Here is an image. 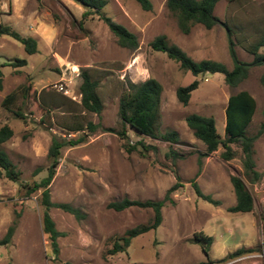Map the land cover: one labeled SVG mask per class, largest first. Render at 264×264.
Wrapping results in <instances>:
<instances>
[{
	"label": "rangeland",
	"instance_id": "obj_1",
	"mask_svg": "<svg viewBox=\"0 0 264 264\" xmlns=\"http://www.w3.org/2000/svg\"><path fill=\"white\" fill-rule=\"evenodd\" d=\"M151 1L152 9L148 11L135 0H107L102 8L106 15L137 35L139 45L130 50L117 44L113 33L96 15L82 19L84 7L75 0H0V23L37 42V51L28 54L18 41L0 36V125L8 124L13 129L2 147L23 182L31 184L44 176L53 136L80 134H68L69 127L92 121L120 130L118 99L129 80L140 82L152 76L161 83L157 131L178 133V141L169 143L138 136L129 127L126 138L98 128L84 142L61 148L49 184L51 199L69 202L85 216L77 219L59 208L49 210L57 229L65 233L58 238L59 260L53 258L42 229L39 191L25 195L17 182L0 177V239L17 219L10 240L0 244V264H264V132L254 142L256 169L262 173L256 182H249L244 175L237 145H231L237 154L228 160L220 156L221 146L202 157L196 181L203 193L218 200V204H213L196 196L189 183L198 168L197 152L204 151L205 145L184 120L192 112L212 115L217 131L223 135L228 96L247 90L256 101L247 132L255 133L264 122V85L260 82L264 65H251L248 76L236 87H230L221 73L193 75L149 45L156 35L165 34L169 42L194 60L214 59L231 68L222 25L228 20L230 25L235 24L230 37L238 58L250 62L252 55L243 44L264 32V0H217L213 14L219 22L210 29L195 24L188 34L179 31L165 0ZM237 35L245 37V42L238 43ZM259 51L264 53V46ZM17 58L26 59V64L6 65ZM80 68L88 69L99 81L98 93L103 103L99 114L80 105ZM193 80L198 81L197 87L184 105L176 98V87ZM63 81L76 99L58 89ZM25 86L28 89L24 95ZM10 92L15 96L11 110L3 106V99ZM15 109L25 118L15 116ZM126 143L135 148L127 151ZM170 149L180 157L173 159ZM175 173L184 185L170 192L173 202L166 200L161 207L159 226L133 237L125 251L109 253L114 236L148 222L153 211L136 206L116 211L107 203L123 197L161 199L175 182ZM232 174L240 175L250 191L252 211L227 210L235 202L229 180ZM197 231L213 237L209 247L211 260L221 259L240 246L257 250L208 262L201 245L192 240Z\"/></svg>",
	"mask_w": 264,
	"mask_h": 264
},
{
	"label": "trees",
	"instance_id": "obj_2",
	"mask_svg": "<svg viewBox=\"0 0 264 264\" xmlns=\"http://www.w3.org/2000/svg\"><path fill=\"white\" fill-rule=\"evenodd\" d=\"M84 7L82 19L88 16L96 15L100 18L115 36L116 42L122 47L134 50L139 45L137 35L130 31L123 24L116 22L110 16L106 15L102 8L107 0H75ZM143 10L152 9L151 0H135ZM217 0H165L164 4L167 10L175 17L179 31L183 34H188L195 24H200L206 29L212 28L218 18L213 14V7ZM222 25L225 29L228 41V54L232 62L231 68L218 60L201 59L194 60L181 47L173 42H169L165 34L156 35L149 45L153 50L164 52L167 57L178 62L179 66L190 71L193 75L203 73L219 72L223 75L224 83L230 87H236L241 83L249 73L251 65H264V53L259 51L261 46H264V32L255 36V38L243 44L244 49L252 55V60L246 62L240 60L231 40V33L235 24L229 21H223ZM237 30H242L241 26ZM7 35L23 45L26 53L32 54L37 51L36 39L32 36H24L8 24L0 23V36ZM238 43L245 42V37L235 36ZM26 64V59H15L6 65L21 66ZM81 82L79 84V93L81 94L80 105L86 111L99 114L102 110L103 103L98 93L99 81L86 68H80ZM260 82L264 85V72L260 76ZM198 81L193 80L186 85L176 87V98L186 105L191 97V92L197 87ZM28 86L24 87V95ZM163 87L154 77L150 76L140 82H127V88L124 90L118 99V115L121 119V129L115 130L110 127H102L98 123L87 121L86 123H78L75 126L68 128L69 133L80 132V134L67 138H58L53 136L48 146L47 159L48 165L45 169V174L37 181L32 183L23 182L21 173L11 161L8 154L2 147V143L8 140L13 129L8 124L0 125V177H6L14 182H17L23 189L25 195H30L39 191V204L43 207L42 211V229L47 234L53 258L59 260V244L58 238L65 233L57 229L49 210L52 207L59 208L65 212L72 214L75 218L80 219L85 214L76 206L64 201H54L51 199L49 184L55 174L56 167L59 163L61 148L64 145H76L84 142L87 137L102 128L105 131H114L121 138H126L127 129L129 127L138 136H148L150 138H160L169 143L178 141V133L174 130L159 133L158 121L160 118V101ZM14 92L8 93L3 99V106L11 110L14 103ZM256 101L247 90H239L232 93L227 98L225 106V125L224 134L221 135L215 126V119L212 115H202L196 112L189 113L184 120L187 126L192 130L193 135L205 145L204 151L197 152V171L195 177L189 180L191 187L196 196L207 200L213 204H218V200L213 199L209 194L203 193L199 184L196 181V176L199 175L202 168V157L208 156L211 152L222 147L220 156L228 160L234 157L237 152L232 149L231 145H237L241 150V162L243 173L247 180L251 183L258 181L262 173L256 169L255 161V140L264 132V122H261L255 133L249 134L247 128L252 121L255 113ZM15 116L25 118L23 113L15 109ZM264 115V109H263ZM141 143V142H138ZM142 144V143H141ZM134 144H125V149L131 151L134 149ZM171 157H180L173 149L169 150ZM36 171H39L36 170ZM175 182L169 187L161 199H131L123 197L119 200H113L107 203L108 208L116 211L136 206L140 208H151L153 211L152 218L146 222L137 224L126 229L123 234L112 238V247L108 250L109 253L125 251L131 239L141 233L151 229H156L162 221L161 207L168 200L173 202L170 197V192L182 187L184 184L180 181V176L175 173ZM233 192L235 195V203L228 206L230 212H250L253 209V197L247 189L244 180L240 175H230ZM18 216V215H17ZM14 219L12 224L7 228L6 233L0 239V244L7 243L14 231L16 225ZM192 240L201 245L202 251L208 262H220L227 258L236 257L244 253L253 252L257 247L240 246L234 251L228 253L225 257L218 260H211L209 257V247L213 241L211 235L205 234L202 231L194 232Z\"/></svg>",
	"mask_w": 264,
	"mask_h": 264
},
{
	"label": "built area",
	"instance_id": "obj_3",
	"mask_svg": "<svg viewBox=\"0 0 264 264\" xmlns=\"http://www.w3.org/2000/svg\"><path fill=\"white\" fill-rule=\"evenodd\" d=\"M78 69V68H77ZM76 73H77V70H76ZM66 79V78H65ZM62 80H64V78L62 79ZM58 89L62 92V93H64V94H66V95H68L70 98H72V99H76V95L72 92V91H70L69 89H68V86H67V82H65V81H63V82H59V84H58ZM81 95V94H80Z\"/></svg>",
	"mask_w": 264,
	"mask_h": 264
},
{
	"label": "crops",
	"instance_id": "obj_4",
	"mask_svg": "<svg viewBox=\"0 0 264 264\" xmlns=\"http://www.w3.org/2000/svg\"><path fill=\"white\" fill-rule=\"evenodd\" d=\"M235 203V202H234Z\"/></svg>",
	"mask_w": 264,
	"mask_h": 264
}]
</instances>
